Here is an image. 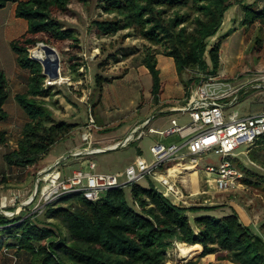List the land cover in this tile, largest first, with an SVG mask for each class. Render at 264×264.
I'll return each instance as SVG.
<instances>
[{
  "label": "trees",
  "instance_id": "1",
  "mask_svg": "<svg viewBox=\"0 0 264 264\" xmlns=\"http://www.w3.org/2000/svg\"><path fill=\"white\" fill-rule=\"evenodd\" d=\"M8 2L15 3V16L28 24L25 32L9 42L17 65L27 70L28 77L26 91L15 95L25 116L20 133L12 147L8 145L10 138L6 130L0 129V148H5L1 155L5 166L25 173L39 167L51 146L78 126L75 122L52 118L43 101V97L51 93L48 86L43 85L42 67L28 56V49L38 41L51 43L71 36L73 41L77 39L70 31L62 29L54 15L65 11L69 0H0V8ZM235 3L242 11L241 26L257 22V39L264 26V0L251 3L242 0H99L98 7L112 17L100 19L94 25L100 35L127 30L126 37L148 43L141 62L151 75L150 92L156 100L162 85L156 67L157 54L171 57L177 71L216 73L220 39L231 31L217 36L208 48L207 39L217 33L224 12ZM204 53L211 67L206 65ZM196 73L190 80H197ZM100 78L96 75L95 81L99 83ZM7 97L8 82L0 69V123L9 118L3 107ZM255 142L261 150L264 135ZM249 158L264 165L254 152H249ZM233 159L247 174L242 179L245 184L264 183V175L253 174L256 179L252 181L248 176L252 173L237 165L236 157ZM130 198L138 209L126 200L121 186L105 191L97 201H90L79 193L63 194L44 207L45 218L57 223H38L32 215L23 213L12 217L0 214V264H165L175 242L198 243L202 247L201 255L214 254L217 260L264 264V222L262 236L244 224L233 207L228 214L221 215L209 212L216 206L178 205L152 185L130 184ZM187 212L197 214L190 220Z\"/></svg>",
  "mask_w": 264,
  "mask_h": 264
},
{
  "label": "rangeland",
  "instance_id": "2",
  "mask_svg": "<svg viewBox=\"0 0 264 264\" xmlns=\"http://www.w3.org/2000/svg\"><path fill=\"white\" fill-rule=\"evenodd\" d=\"M98 3L99 0H69L65 11L54 13L57 21L62 25V29L70 31L77 40L73 41L71 36L67 40L51 43L38 41L34 47L28 49V56L37 60L42 67L43 85L48 86L47 89L51 93V95L43 97V101L51 112L52 118L75 122L78 126L72 132L73 134L71 133V135L51 146L41 159L39 167L29 169L25 173L6 167L1 158L5 148H0V197L4 195L8 198L14 197L11 202L6 204V209L12 211V216L23 213L25 216L32 215L38 223L44 221L57 223L53 219L45 218L44 207L47 204L42 208L43 210H39L40 208H35L37 203L35 198L31 202L27 201L31 190L34 189L36 171L44 167L43 164L51 166L62 158L63 164L59 165L62 178L70 177L73 170H86L85 164L91 161L94 163V173L116 177L117 184L121 185L124 190L126 200L135 209H138L137 203L133 204L130 198V185L126 184V167L133 165L137 173L141 169L151 167L156 159L151 153L150 147L157 142L168 144L178 140L175 134L166 138L157 133H145L137 142L128 143L116 149L99 151L88 156L72 155L74 146H81L82 144L79 131L83 125L89 122V109L97 125V127L91 128L92 142L100 139L109 142L111 137L118 136L115 134L126 132L129 125L135 120L145 116L150 117L153 113L152 110H147L151 108L148 105V99L151 96L152 79L149 71L141 62L142 54L148 43L140 38L126 37L127 30H119L112 35H100L96 32L94 22L112 17V14L103 13L98 7ZM257 26V22L248 27L238 26V35L243 37L244 43L242 42L241 50L237 51L236 54L232 48L228 49L225 37L220 39L218 68L226 65L232 70L230 74L229 72L224 75L220 74L223 78L240 84L264 73V26L261 27L256 39ZM226 32L227 30L221 35ZM0 36L2 38V32ZM216 37L214 35L207 39V48L216 41ZM231 39L228 41L229 45L232 44L230 42L234 38ZM73 42L77 44L76 47L72 45ZM42 45H47L53 49L51 53L56 56L53 61H49L47 58L49 53H45ZM34 49L41 50L44 54L43 59L33 53ZM204 54L206 55V53ZM159 60H167L176 70L171 58L160 55ZM204 60L206 65L211 67L207 55ZM16 66L14 54L8 44L4 47L0 46V68L3 69L8 78L15 74ZM171 74L172 76L169 73L161 75L162 86L167 87L168 84L173 83L174 71ZM176 74L178 83L183 87L185 86L188 92L194 83L193 80H190L193 74L190 70L187 72L185 69L176 70ZM96 75L101 76L99 83L95 81ZM106 78L108 80H105ZM9 85L12 87V80L9 81ZM3 107L7 114H11L6 121L0 123V129L6 130L10 138L8 145L13 147L25 116L23 110L15 106L13 94L9 90ZM17 108L20 110L17 111ZM262 110H264V89H248L236 104L228 108V111H236L239 115ZM171 117L182 126L190 122L187 112H177L172 115H159L149 126L158 130H165L170 126ZM100 124L104 127L101 128ZM259 147L254 141L249 145L242 143L234 150L237 165H241L252 173L248 175L252 181L256 179L252 176L253 174L255 176L264 175V165L249 158V152H254L255 157L264 163V147L261 150ZM231 160L234 162L233 158ZM181 162L183 163L176 164L177 166H174L167 175L165 169L172 163H163L160 168H156L159 171L158 175L163 174V177L173 183L176 193L166 194L173 203L182 206H216L213 210L214 214L217 212L221 215L228 214L233 207L244 224L249 225L255 233H260L263 236L261 226L264 222L263 182L257 186L245 184L242 179L247 177V174L242 168H238L234 164L237 170L243 173L240 179L241 187L228 191H217L213 179L208 177L210 174L205 168L207 165L217 166L220 162V154L214 151L202 153L200 158L198 156L196 158L195 169L184 166V164L191 163L190 157ZM135 183L145 187L152 185L155 189L164 192L162 184L154 180L153 174L142 176ZM24 200L25 202L22 204ZM41 205L42 203L38 204L39 207ZM188 217L191 220L190 214ZM60 226L61 230L66 233L64 226ZM195 245L199 246L197 250L191 256H184L180 254L179 247L186 246V244L175 242L167 256L171 257V260L178 261L179 264H187L188 262L194 264H235L228 260H217L214 258V254L201 255V245L198 243Z\"/></svg>",
  "mask_w": 264,
  "mask_h": 264
},
{
  "label": "built area",
  "instance_id": "3",
  "mask_svg": "<svg viewBox=\"0 0 264 264\" xmlns=\"http://www.w3.org/2000/svg\"><path fill=\"white\" fill-rule=\"evenodd\" d=\"M196 77L197 80L189 88L185 104L179 108V110L188 113L190 122L182 126L172 119L170 126L165 130L147 129L149 132L160 135L177 133L186 139L180 144L156 143L152 145L150 151L156 159L155 163L147 169H141L139 173L136 172L133 165L127 166L125 169L126 184L130 185L142 176L153 174L154 180L162 184L164 192L156 190L164 196L175 194L173 183L163 177V174L158 175L159 171L156 168L165 161H173L165 169L167 175L174 166H177L176 164H181L183 163L181 161L190 157L191 163L184 164V166L195 169L197 156L200 158L202 153L214 151L220 154V162L217 166L207 165L205 170L210 174L208 177L213 179L216 190L228 191L241 187L242 174L234 166L231 158H234V150L240 144L249 145L264 135V110L239 115L236 111H228V108L236 104L248 89H264V73L240 84L210 71L197 72ZM90 113L89 109V122L83 125L80 131L79 136L82 144L74 152L77 154L76 156L90 155L102 149L91 146V128L97 127V125ZM147 123L148 120L143 125L135 127L121 142H116L108 147L119 148L134 138H140L145 133L144 127ZM243 153L245 152L243 151ZM139 163L141 164L140 160ZM85 167L86 170H73L72 175L67 179L62 178L58 164L38 169L34 175V189L31 190L27 202H31L35 198L37 201L35 208L43 210L42 208L46 204L68 193H79L90 201H97L103 192L121 186L117 184L116 177L113 175L94 173L93 162L89 161ZM13 198H8L6 195L0 197L1 215L8 217L13 215L11 210L6 209L7 202H11ZM24 202L25 200L22 204ZM39 203H42L41 207L38 206Z\"/></svg>",
  "mask_w": 264,
  "mask_h": 264
},
{
  "label": "crops",
  "instance_id": "4",
  "mask_svg": "<svg viewBox=\"0 0 264 264\" xmlns=\"http://www.w3.org/2000/svg\"><path fill=\"white\" fill-rule=\"evenodd\" d=\"M242 2L243 3H251V2H253V0H250V1L242 0ZM14 11H15V3H13V2H8L4 7L0 8V35L2 32V38H0V44H1L0 46L4 47L6 44H8V46H9V42L11 40H13L16 37H18L19 35H21L27 29V26H28L27 21L23 18L15 16ZM241 15H242V11H241L239 4L235 3V4L231 5L224 12V15H223L224 17L222 19L221 26H220L219 30L217 31V33L215 34L216 36H219V35H221L222 32H225L226 30H227V32L231 31L224 39H226L225 41H227L228 49L232 48L233 50H235V54L237 53V51L241 50V44L244 43L243 37H240L238 35V30H239L238 26L241 25L240 24ZM235 25H238V26H235ZM237 35H238V37H235ZM231 38H234V39H233V41L230 42L232 44L229 45L228 41ZM9 48H10V46H9ZM13 54H14V60L16 63V55L14 52H13ZM160 55L161 54L156 55V67L159 71V78L161 77L162 74H165V73H169V75L172 76L171 73H172V71H174L173 83L168 84L167 87L165 85L162 86L163 85L162 84L161 90H160L156 100L153 99L152 95L148 99V105L151 108L147 109V110H149V111L152 110L153 111L152 115L150 117L145 116L142 119L135 120L134 122H132V124L129 125V128L126 132H124L123 134H115L118 136L111 137V139H110L111 141L109 140V142H107L103 139L94 140L92 142L91 146L98 147V148H105V147H108L110 145H113L116 142H121L127 135H129L134 130L135 127L143 125L145 123V121H147V120H148V123L144 127L145 133H154V132L147 131V129L148 128L156 129L152 126H149L150 123L153 120H155V117L162 115V114L172 115L173 113H177V112H182V113L186 112V111L179 110V108L185 104V102L188 98L189 92L186 91L185 86L183 87V85H180L178 83V76L176 74V70L172 68L170 63L167 60L166 61H161V60L158 61V57ZM169 58H171V57H169ZM224 59H226V58H224ZM171 60H172V58H171ZM172 62H173V60H172ZM16 65H17V63H16ZM227 68L228 67H226V65H224L220 69L218 68L216 73L224 75V74H228L227 72H229V74H230L232 72L231 67H229L228 70H226ZM0 69L3 71L2 68H0ZM15 70H16L15 74H13V76L10 78H8L6 76L4 71L3 72H4L5 77L7 79V82H8V90L13 94V100L15 102V106L16 107L18 106V108H21L20 105L18 104V102L15 100V95L22 94L25 92L26 87H27L26 85H27L28 72H27V70L20 68L18 65L16 66ZM186 71L188 72L189 70H186ZM191 73L194 76V74L196 73V70L191 71ZM160 79H162V78H160ZM11 80L13 83L12 87H10V85H9V81H11ZM18 108H17V111L20 110V109L18 110ZM10 114L11 113H9L8 115H10ZM172 119H174V118L171 117L170 121ZM99 126H101V128L104 127L101 124ZM146 127H147V129H145ZM145 133L143 135H145ZM173 134H175L178 137L177 141H179V143H176L177 141H172V142H170L168 144H164V145H169L172 143L180 144L186 139V137H181L177 133H171L168 135H163V137L168 138ZM142 136L140 138H137V139L134 138V139L130 140V142H128V143H133V142L135 143L138 140H140L142 138ZM102 142H105V143L102 144ZM157 143H160V142H157ZM79 148H80V146H74L72 153H74ZM83 156H88V155H83ZM163 163H173V161H165ZM60 164H63L62 161L59 162L58 168H59ZM43 165H44V167L50 166V165H46V164H43ZM161 166H159L158 168H160ZM209 212H213V211H209ZM187 214L188 215L190 214L192 217H194L197 213L187 212ZM207 255H209V254H207ZM211 255H213V254H211ZM165 264H179V263H178V261H176L174 259L171 260V257H170L169 259L166 260Z\"/></svg>",
  "mask_w": 264,
  "mask_h": 264
},
{
  "label": "bare ground",
  "instance_id": "5",
  "mask_svg": "<svg viewBox=\"0 0 264 264\" xmlns=\"http://www.w3.org/2000/svg\"><path fill=\"white\" fill-rule=\"evenodd\" d=\"M33 53L37 56V57H40L41 59H43V55L41 50H38V49H34ZM46 53V52H45ZM49 58V61H53V59L56 58L55 54H52V53H49L47 55ZM51 65V64H50ZM199 246L198 245H195V244H192V245H186V246H180L179 247V252L181 255H184V256H191L195 250H197Z\"/></svg>",
  "mask_w": 264,
  "mask_h": 264
},
{
  "label": "water",
  "instance_id": "6",
  "mask_svg": "<svg viewBox=\"0 0 264 264\" xmlns=\"http://www.w3.org/2000/svg\"><path fill=\"white\" fill-rule=\"evenodd\" d=\"M43 49L45 50L46 53H51L53 52V49H51L49 46L47 45H42ZM118 147H105L102 148L101 151H105V150H112V149H116ZM73 156H76L77 154L73 153ZM63 159V158H62ZM62 159L58 160L57 162L53 163L50 167L56 166L57 164H59L60 161H62Z\"/></svg>",
  "mask_w": 264,
  "mask_h": 264
}]
</instances>
